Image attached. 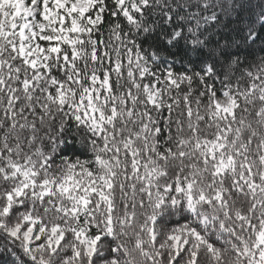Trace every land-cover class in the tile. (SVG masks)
Listing matches in <instances>:
<instances>
[{"label":"snow or ice","instance_id":"snow-or-ice-1","mask_svg":"<svg viewBox=\"0 0 264 264\" xmlns=\"http://www.w3.org/2000/svg\"><path fill=\"white\" fill-rule=\"evenodd\" d=\"M234 6L0 0V264H264V12L225 39Z\"/></svg>","mask_w":264,"mask_h":264},{"label":"clouds","instance_id":"clouds-1","mask_svg":"<svg viewBox=\"0 0 264 264\" xmlns=\"http://www.w3.org/2000/svg\"><path fill=\"white\" fill-rule=\"evenodd\" d=\"M231 3V0H229ZM235 10L230 14L231 21L229 22L228 17L224 18V23L227 27L221 29V35L228 37V35H235V29L246 27L248 24L256 21L257 17L260 16L261 12H264V2L262 0H235ZM255 27L259 30V23H255ZM219 44L223 47L225 45L224 39H219L217 36ZM264 46V41H258L257 45L254 47ZM205 52L210 55H219L218 51L215 50L214 42L210 41L209 47L205 49ZM258 55H264V53L257 52ZM167 54L161 52V56H166ZM52 135H58L55 132L51 133ZM70 139V138H69ZM71 142V139H70ZM77 147H81V145L77 142ZM54 154L57 156L56 163L59 164V149L53 145ZM208 215H211V211L205 210ZM178 218V216H177ZM18 247V245L9 237L3 236V233H0V252H4L5 257H8L9 253L13 252V249ZM7 250V251H5ZM18 259V258H17Z\"/></svg>","mask_w":264,"mask_h":264}]
</instances>
